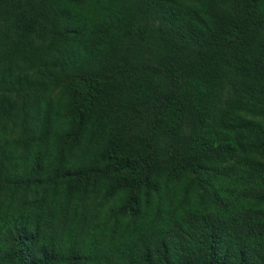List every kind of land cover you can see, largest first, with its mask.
Listing matches in <instances>:
<instances>
[{
  "label": "trees",
  "instance_id": "1",
  "mask_svg": "<svg viewBox=\"0 0 264 264\" xmlns=\"http://www.w3.org/2000/svg\"><path fill=\"white\" fill-rule=\"evenodd\" d=\"M0 264H264V0H0Z\"/></svg>",
  "mask_w": 264,
  "mask_h": 264
}]
</instances>
